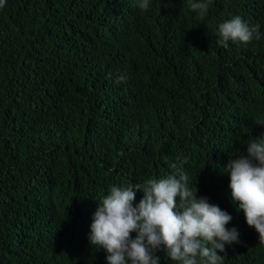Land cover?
<instances>
[{"label": "trees", "instance_id": "1", "mask_svg": "<svg viewBox=\"0 0 264 264\" xmlns=\"http://www.w3.org/2000/svg\"><path fill=\"white\" fill-rule=\"evenodd\" d=\"M140 2L0 7V264H107L89 236L111 187L180 168L239 233L218 264H264L225 169L264 136V0H211L203 18L189 0ZM236 16L259 39L225 48L218 25Z\"/></svg>", "mask_w": 264, "mask_h": 264}, {"label": "clouds", "instance_id": "2", "mask_svg": "<svg viewBox=\"0 0 264 264\" xmlns=\"http://www.w3.org/2000/svg\"><path fill=\"white\" fill-rule=\"evenodd\" d=\"M4 2L0 0V7ZM210 4L211 0H189L190 9L200 18ZM139 7L147 10L149 0H141ZM259 27H250L239 16L224 20L218 25L217 43L225 48L229 41L248 44L254 37L259 39ZM233 156L225 168L230 175L231 201L264 243V136L247 144L246 155ZM188 181L189 175L180 168L167 178L150 179L142 187L112 186L94 213L90 245L105 250L107 264H159L155 253L162 247L180 264H198L197 257L204 264H218L223 257L217 250L223 252L225 243L239 242V233L225 227L232 216L209 203L207 197H197V185L190 189ZM136 191H142L143 197L133 206ZM177 197L180 211L176 210Z\"/></svg>", "mask_w": 264, "mask_h": 264}]
</instances>
